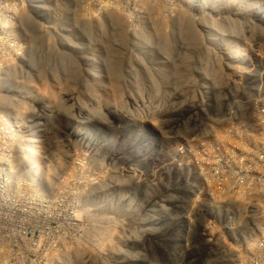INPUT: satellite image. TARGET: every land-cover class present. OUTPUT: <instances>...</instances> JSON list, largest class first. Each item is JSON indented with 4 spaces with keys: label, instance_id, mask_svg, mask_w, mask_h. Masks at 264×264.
<instances>
[{
    "label": "rangeland",
    "instance_id": "obj_1",
    "mask_svg": "<svg viewBox=\"0 0 264 264\" xmlns=\"http://www.w3.org/2000/svg\"><path fill=\"white\" fill-rule=\"evenodd\" d=\"M69 21L72 27L81 31L83 40L81 43L70 38L65 46L55 45L50 42L52 36L37 33L39 36L36 34V39L43 38L44 42L40 45L34 42L32 49L27 44L26 54L27 52L30 54L28 61L14 62V65L19 67L16 66L17 70L22 73L20 78L17 76L13 80L18 91L24 89L31 91L33 88L37 97L43 99L45 103L40 105L30 100L27 102L28 99L23 96V92H17L21 97L16 98L13 110L21 115L19 118L22 121H50L51 141H59L53 143V148L58 151L52 161L54 167L49 169L51 175L57 173L59 176L58 180L51 177L52 188L54 193H57L53 214L58 220H54L49 226L37 228L34 253L27 254L21 264H61L62 259L68 261V264H99L98 258L108 257L111 250L115 253L111 254L112 257L118 258L116 251L118 249L122 253L125 252V255L129 254L128 256H132L131 254L138 256V252L142 253L144 250L146 260L138 264H147L150 260L151 264H173L174 224L161 229L160 220L155 214H151L149 218L143 216L139 204L145 208L149 202L144 196L142 182H139V187L133 185L134 193L131 196L139 204L135 203V207L130 204L133 210H128V203L122 197L124 192H121L119 187L111 189L110 160L117 153H122L125 158L136 164L142 154V148L147 143L141 132L142 128L151 129L152 125L157 128L158 121L165 123L169 121L171 124L164 130L173 131L175 126L171 120L177 109L182 114L195 110L190 109L192 101L190 98L202 92L200 90L193 93L191 90L192 86H197L198 77L185 76L190 73L192 75L193 70L194 74L196 71L199 74L207 72L208 76L210 70L216 72L217 69L218 72L214 60L210 63L209 57L224 55L222 49L226 48L228 51L231 50L229 55L232 58H237L239 54L246 52V46L249 44L257 51V55L264 53V0H82L81 8L77 7L76 11L71 13ZM211 31L218 38L219 44L214 45V38L210 36ZM251 34L254 38H247ZM116 41H122V48ZM111 42L118 47L115 54H119L120 58L117 60L122 58L125 61L130 58L135 61L138 58L142 60V66L137 67L133 64L132 67H127L120 64L124 61H115L119 68L117 72L115 71L116 78L113 77L111 74L114 72L110 74V68H107L111 61L112 52L109 50ZM186 45L189 48L188 53L193 52L189 54L188 59L187 56L180 59L182 64H179L181 63L179 58L172 53L161 55L168 46H174L171 51L177 52L175 47L183 51ZM147 47H153L155 52L150 49L143 52ZM59 53L62 55H58ZM99 54L101 57L97 60ZM32 59L37 62L33 69H30ZM194 62L200 66L198 67L200 70H197V67L196 70L193 68ZM85 63L88 67L82 72L85 73L83 80L86 81V85L82 87L81 66H86ZM95 67L98 68L96 71L104 73L95 76L92 71ZM37 73L40 75H35ZM207 78L209 87L212 85V79L218 77ZM196 82L197 84H193ZM159 88L162 91H159ZM164 93L168 96L170 94V97H166L170 102L165 108L159 103ZM130 95L136 102L130 100ZM142 104L149 108L146 109V112H150L147 119L143 117L145 110L141 111ZM7 105L10 103L7 102ZM52 111L54 113L50 119ZM81 130L88 132L91 142L97 140V145L80 142L83 133ZM102 139L106 141L105 144L102 143L104 141L101 142ZM61 142H65V149ZM172 143L173 139L167 137L161 147L155 149L156 153H161V158L152 161L148 156L146 160L149 161V165L154 162L152 175L156 181L161 177V183L166 188L170 187L169 181L174 178L171 163L175 159V154ZM63 153H68L69 156L65 171L64 164L57 158ZM79 164L81 167L77 168ZM146 177L142 175L143 179ZM116 179L121 185H125L126 179L122 174L115 177L114 181ZM75 182L81 187V196L78 197L81 198V208L75 202L73 210H70L69 207L75 199L70 196V186ZM101 191L104 193H100ZM63 192L66 194L63 195ZM148 192L150 203L147 210H151L150 206L157 201L153 193L157 194L158 190L153 188ZM100 196H105L108 200L106 198L100 200ZM69 214L75 215L78 222H68L66 218ZM157 228L161 230H153ZM149 229L155 233L144 231V235L140 233L141 230ZM135 231L138 232L131 236ZM139 233L143 236L140 237ZM132 238L137 241L136 251L131 248ZM193 256L196 257L197 254L193 253ZM191 258H193L191 254L187 253L182 264H188L187 261Z\"/></svg>",
    "mask_w": 264,
    "mask_h": 264
},
{
    "label": "built area",
    "instance_id": "obj_2",
    "mask_svg": "<svg viewBox=\"0 0 264 264\" xmlns=\"http://www.w3.org/2000/svg\"><path fill=\"white\" fill-rule=\"evenodd\" d=\"M81 1L0 0V99L6 78L22 74L14 62H26L28 57L20 56L18 49L32 45L35 33L52 36L50 42L55 45L65 46L70 38L81 43V31L69 21ZM245 51L237 58L228 53L209 57L222 74L219 89L212 85L198 90L191 97L196 101L190 109L195 110L182 114L177 109L171 120L173 131L164 130L169 121H158L157 128L152 125L151 129L141 130L140 125L147 143L136 164L122 153L109 163L111 189L122 187L128 210L138 203L131 198L133 185L139 187L142 182L149 203L148 190L157 188L156 207L151 204L147 211L149 203L145 208L138 204L146 218L158 217L161 228L174 224V250L181 253L177 264L185 261L187 253L193 257L188 264H264V53L257 55L250 44ZM229 61L234 62L232 70ZM195 67L200 66L194 62ZM13 112L0 107V264L23 263L27 254L34 253L37 228L58 220L53 214L57 193L51 177L58 180L59 176L49 173L58 151L53 143L59 142L51 141L52 123L19 118L20 122ZM41 125L46 134L39 133ZM167 137L173 139L175 154L169 188L161 177L157 181L153 177L154 162L146 161L148 156L152 161L161 158L155 149ZM61 143L65 149V142ZM57 158L65 171L68 153ZM145 172L148 176L143 180ZM121 174L125 185L112 179ZM77 185L70 186V196L75 198L70 210L75 202L81 208ZM66 220L78 222L73 214Z\"/></svg>",
    "mask_w": 264,
    "mask_h": 264
},
{
    "label": "bare ground",
    "instance_id": "obj_3",
    "mask_svg": "<svg viewBox=\"0 0 264 264\" xmlns=\"http://www.w3.org/2000/svg\"><path fill=\"white\" fill-rule=\"evenodd\" d=\"M185 3L186 4H188V2L187 1H185ZM189 3H191L190 1H189ZM58 16H61V15H58ZM69 16L71 17V14H69ZM186 17V16H185ZM35 34H37V33H35ZM45 35V34H44ZM39 36V35H38ZM210 36L212 37V38H214V45L216 44V43H218L219 44V40H218V38L216 37V35L214 34V32L213 31H211V33H210ZM257 36V35H256ZM247 38H249V39H252V38H254V36H252V34L249 36V37H247ZM31 39H33V44L32 45H28V47H30V49H32L33 48V46H34V42H36V45L37 44H41V42H44V40H43V38H37L36 39V36H35V39L34 38H31ZM176 40H178V39H176ZM83 40H81V42H82ZM179 41V40H178ZM178 41H176V42H178ZM179 43V42H178ZM116 44H118L119 46H121V48H122V41H120V42H118V41H116ZM23 45V44H22ZM27 45V44H26ZM81 45H84V44H81ZM188 45H186V46H184L183 47V51H181V50H179L177 47H175V50H177V52H172L171 50H172V48L174 47V46H172V47H170V46H168V47H166V49H164L163 51H164V53H160L161 55H169L170 53H172V54H174L173 56H177L178 58H179V61H180V59H183L184 58V56H185V58H186V56H187V59H188V57H189V54H192V52L191 53H188L189 51H188V47H187ZM191 48V47H190ZM194 48V47H193ZM26 48H24V45L23 46H21L19 49H18V53H19V55L21 56V55H24L23 56V58L24 57H28L30 54H28V52H27V54H26V51L27 50H25ZM29 49V50H30ZM138 49H139V47H138ZM152 50L153 52H155V50H154V48L153 47H147V49L146 50H143V52H146V51H148V50ZM109 50L112 52V53H110V58H111V61H109L110 63H109V65H108V67L107 68H110L109 69V71H110V74L112 73V72H114V74H111V75H113V77H115L116 78V73H115V71L117 72V70H118V64L115 62V61H124L122 58L120 59V60H117L118 58H120L119 57V54L117 55V54H115V51L117 50V52H118V47H117V45H115V43L114 42H111L110 43V46H109ZM23 51V52H22ZM113 51H114V53H113ZM190 51H191V49H190ZM95 52V51H94ZM96 52H98V51H96ZM119 53H121V51L119 52ZM188 53V54H187ZM195 53V52H194ZM201 53V52H200ZM228 53V55L229 54H231V50L229 49V51L226 49V48H224V49H222V54H227ZM171 54V55H172ZM180 54H182V55H180ZM42 55V54H41ZM58 55H62V53H59ZM93 55H94V53H93ZM198 55V54H197ZM37 56H39V55H37ZM61 57V56H60ZM100 54L97 56V60H99L100 59ZM198 57V56H197ZM34 58V57H33ZM40 58V57H39ZM44 58H45V56H44ZM28 59H29V57H28ZM61 59H62V57H61ZM154 59H156V58H154ZM38 60H40V59H38ZM47 60V59H46ZM149 60H153V59H149ZM31 61V60H30ZM182 61V60H181ZM180 61V62H181ZM37 62V60H33L32 59V61L30 62V69H33V66H34V64ZM39 62V61H38ZM41 62V61H40ZM114 62H115V64H114ZM42 63V62H41ZM40 63V64H41ZM142 60H140V59H138L137 58V60H131L130 58H128L127 60H125L124 62H121L120 64H125V66H127V67H132L131 65H133V64H136V66L138 67H140V66H142ZM185 63V62H184ZM179 64H182V62L181 63H179ZM234 64V63H233ZM39 65V64H38ZM55 65V64H54ZM85 65L86 66H81V86L83 85L84 87H85V85H86V81L85 80H83V75L85 74V73H83L82 72V70L84 69H86L87 67H88V65L85 63ZM116 65V66H115ZM232 65V63L231 62H229V70H232L233 69V67L234 66H231ZM20 66H22V65H20ZM36 66V65H35ZM116 67H117V69H116ZM20 68H22V67H20ZM36 67H34V69H35ZM41 68V67H40ZM122 68V67H121ZM121 68H120V70H121ZM29 69V68H28ZM44 69V68H43ZM98 68H94L92 71L94 72V74H95V76H100V75H102L104 72H102V71H96ZM116 69V70H115ZM198 69V68H197ZM126 70V69H125ZM196 70V69H195ZM200 70V69H199ZM32 71V70H31ZM31 71H29V72H31ZM53 71H55V70H53ZM123 71V70H122ZM130 71H131V68H130ZM146 71V70H145ZM150 71V70H149ZM159 71H161V70H159ZM166 71V70H165ZM38 72H39V70H38ZM49 72V71H48ZM26 73H27V71H26ZM50 73V72H49ZM164 73V71H162V73L161 74H163ZM210 75L208 76V73L206 72V73H198V71H196L195 72V74L193 73V75H191V76H195V77H198V79H197V82H198V84H197V82L196 83H193V84H197V86H192L193 87V89H191V90H193V93L195 92L196 93V91H198V90H205V89H208L209 87H208V85H207V83H208V81H209V78H207V77H218V78H214V79H212V85L214 86V88H216V90L217 89H219L218 87H220V79H221V75L222 74H220V72L218 71L217 72V69H216V72H215V70H210ZM33 74V73H32ZM46 74V73H45ZM55 74V73H54ZM78 74V73H77ZM150 74V73H149ZM16 73L15 74H11V78L12 79H9V81L7 80V78H6V82L7 83H5V87L3 88V93H2V96H1V99H0V107H2V108H5V107H7V108H14L15 107V105H16V98L18 97L19 99H20V97H21V95H17V92H23V96H26V99H28V100H26L27 102L30 100V101H32V103L34 102V103H38V104H40V105H44V103H45V101L43 100V99H39L38 97H37V94H36V91H33V88L31 89L30 87V89H31V91L30 90H28V89H26V91H25V89L24 90H21V91H18V88H17V85H14V79L16 78ZM24 75V74H23ZM35 75H40L39 73H37V74H35ZM53 75V74H52ZM22 76V75H21ZM25 76V75H24ZM32 76V75H31ZM149 76V75H148ZM185 76V75H184ZM19 77V76H18ZM33 77V76H32ZM185 77H189L190 78V76L189 75H186ZM20 78V77H19ZM23 78V77H22ZM180 78H182L181 76H180ZM189 78H186V80L188 81L189 80ZM192 78V77H191ZM29 79V78H28ZM236 80L238 79V78H235ZM37 80V79H36ZM18 81V80H17ZM191 81V80H190ZM196 81V80H195ZM194 82V81H193ZM21 84V83H20ZM24 85V84H23ZM26 85V84H25ZM180 86H181V84H179ZM212 85H210V86H212ZM19 86V85H18ZM82 86V87H83ZM22 87V86H21ZM162 87H164V86H162ZM185 87H186V85H185ZM191 87V88H192ZM26 88V87H25ZM27 88H28V86H27ZM115 88L117 89V85H115ZM167 88H172V86H167ZM238 87L237 86H234V89H237ZM83 89V88H82ZM159 91H162L160 88L158 89ZM190 90V91H191ZM159 93H161V92H159ZM72 94V93H71ZM133 94V93H132ZM188 95V94H187ZM149 96H150V94H149ZM148 96V97H149ZM152 96H153V94H152ZM193 96H195V94L193 95ZM151 97V96H150ZM149 97V98H150ZM166 97H170V94H169V96L167 95V93H164V96H163V99L162 98H160V101H159V103H161V104H163L164 105V108L165 107H167V105H168V103L170 102L169 101V99H167ZM17 98V99H18ZM72 98V97H71ZM70 98V99H71ZM129 98H130V100L132 101V102H136L134 99H133V97L130 95L129 96ZM138 98V97H137ZM141 98V97H140ZM194 98V97H193ZM193 98H190L192 101L191 102H193V101H195ZM151 99H153V97L151 98ZM22 100H23V98H22ZM187 100V99H186ZM185 100V101H186ZM24 101H25V99H24ZM25 101V102H26ZM36 101V102H35ZM7 102H9L10 103V105H7ZM26 102V103H27ZM145 102V101H144ZM149 102V101H148ZM183 102V101H182ZM29 104V103H28ZM175 105V103H172V105ZM181 104V103H180ZM27 105V104H26ZM135 105V104H134ZM173 105V106H174ZM179 105V104H178ZM142 106H143V109L141 110V111H143V110H145V114H144V112H143V117L145 118V119H147V117H149V114H150V112H146V109H149L147 106H145L144 104H142ZM159 106V105H158ZM28 107V106H27ZM163 108V107H162ZM51 109H53V108H51ZM32 110V109H31ZM33 111V110H32ZM113 111V110H112ZM51 114H50V119H51V117H52V114L54 113L53 111L52 112H50ZM112 113H114L115 114V112L113 111ZM153 113V112H152ZM151 113V114H152ZM13 115L15 116V120H16V118L17 119H19V116H21V115H18L17 113L15 114V112H13ZM25 115V114H24ZM27 117V116H26ZM23 118V117H22ZM3 121H5V120H3ZM19 121H20V119H19ZM29 121V120H28ZM47 121V120H46ZM21 122V121H20ZM48 122H50V121H48ZM144 126V125H143ZM40 132L39 133H45L46 134V129H45V126L44 125H41L40 126ZM144 129V128H143ZM78 132H79V130H78ZM84 134H83V133ZM81 133H82V135H81V137H80V142L82 141L83 143H88V142H90V143H93L95 146L97 145V140H95V142H91V140L89 139V135H88V132L86 131V130H81ZM102 141H104V142H102ZM101 142L103 143V144H105V140L104 139H102L101 140ZM143 176H148V172H145V174H143ZM141 177H142V175H141ZM113 179V178H112ZM115 179V178H114ZM113 179V180H114ZM143 179V178H142ZM143 180H145V178L143 179ZM115 181H117V179L115 180ZM123 184V183H122ZM88 185V184H87ZM118 186H121L120 184L118 185ZM110 187V186H109ZM120 189H121V192H123V190H122V187H119ZM100 193H104V191H101ZM107 199L108 200V198L107 197H105V196H100L99 197V199L100 200H104V199ZM113 198H114V195H113ZM117 200H119L118 198H117ZM157 202H159V201H157ZM161 203V202H160ZM153 206H155L156 207V205H155V203L153 204ZM153 206H150V207H152L153 208ZM86 208V207H85ZM151 208V209H152ZM108 209V208H107ZM90 210V209H89ZM131 210H133V209H131ZM148 210H150V209H148ZM147 210V211H148ZM92 215V214H91ZM80 216V215H79ZM145 217V216H144ZM146 218V217H145ZM131 219H133L132 218V216H131ZM66 223H68V222H66ZM73 223V222H72ZM60 225V224H59ZM164 227H162L161 229H163ZM160 228H157V229H153L154 231H158ZM160 229V230H161ZM153 230H151V229H149V230H141L140 231V233H142L143 234V231L145 232V233H151V234H154L153 233ZM138 231H135V232H132V234H131V236L133 235L134 236V234L135 233H137ZM139 233V236L141 235V236H143L142 234H140ZM69 236V235H68ZM80 236V235H79ZM140 236V237H141ZM137 237V236H136ZM135 237V238H136ZM74 238V237H73ZM79 238V237H78ZM133 239L132 240V244H131V248L133 249V250H137V241H136V239L138 238H136V239ZM80 239V238H79ZM139 239V238H138ZM137 239V240H138ZM141 239V238H140ZM139 241V240H138ZM80 242V241H79ZM93 243V242H92ZM72 245V244H71ZM80 245V244H79ZM136 245V246H135ZM134 246H135V248H134ZM81 247V246H80ZM137 247V248H136ZM67 251V250H66ZM103 251V250H102ZM114 251V250H113ZM112 250L111 251H109V254L110 255H107L108 257H100V258H98V262H99V264H138L139 262H143L144 261V259H145V253H143L144 252V250H143V252L141 253V252H138V256L136 255V256H134V254H131L132 256H128V255H125L124 253H122V251L120 250V249H118V250H116L117 252H118V258H113L112 257V255L111 254H115L114 252H113ZM145 252H146V250H145ZM62 253V252H61ZM102 254H104V253H102ZM106 254V253H105ZM137 254V253H136ZM66 255V254H65ZM87 255H89V253L87 254ZM100 255V254H99ZM117 255V254H116ZM78 256V255H77ZM111 256V257H110ZM181 256V253H175V255H174V258H173V264H177V262H176V259L178 258V257H180ZM61 257V256H60ZM74 257V256H73ZM92 257H93V255H92ZM131 257H132V259H131ZM69 258H71V257H69ZM68 258V259H69ZM85 258H86V256H85ZM89 258V257H88ZM107 258L109 259V260H107ZM135 258V259H134ZM72 259V258H71ZM90 259H91V257H90ZM67 260V259H66ZM73 260V259H72ZM71 260V261H72ZM96 260V259H95ZM107 260V261H106ZM146 260V259H145ZM57 261V260H56ZM85 261V260H84ZM90 261V260H89ZM109 261H111V263L109 262ZM149 261V260H148ZM68 262V261H67ZM95 263V262H94ZM147 264H151V260H150V262H148Z\"/></svg>",
    "mask_w": 264,
    "mask_h": 264
}]
</instances>
